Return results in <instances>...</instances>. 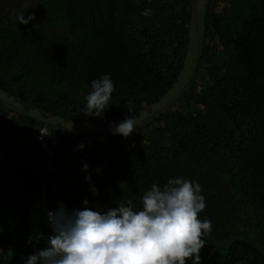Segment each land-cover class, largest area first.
Listing matches in <instances>:
<instances>
[{
    "label": "trees",
    "instance_id": "obj_1",
    "mask_svg": "<svg viewBox=\"0 0 264 264\" xmlns=\"http://www.w3.org/2000/svg\"><path fill=\"white\" fill-rule=\"evenodd\" d=\"M35 3L0 6V264H25L46 245L29 242L51 234L46 208L141 210L152 184L177 177L201 184L200 218L212 223L200 264H264V0H197L196 71L129 137L87 130L127 116L139 122L179 91L195 54L192 0ZM21 13L35 18L19 23ZM105 74L111 104L103 118L87 116L84 95ZM41 128L57 138L46 136L54 171L44 204L33 197L49 158Z\"/></svg>",
    "mask_w": 264,
    "mask_h": 264
},
{
    "label": "clouds",
    "instance_id": "obj_2",
    "mask_svg": "<svg viewBox=\"0 0 264 264\" xmlns=\"http://www.w3.org/2000/svg\"><path fill=\"white\" fill-rule=\"evenodd\" d=\"M141 15L150 17L152 10L145 9ZM34 18L26 19L24 13L17 16L23 24ZM114 91L110 75L93 80L82 112L103 118ZM137 125L129 116L110 122L112 133L123 137H129ZM88 167L85 162L82 170ZM91 190L97 193L95 187ZM141 203V210L120 205L106 212L88 207L69 212L61 204L48 212L51 234L45 237L36 232L29 238L30 243L35 241L34 247L44 239L46 245L27 256L25 264H187L188 260L200 264L204 238L212 229L210 220L200 218L206 208L201 184L181 177L168 179L163 187L154 183Z\"/></svg>",
    "mask_w": 264,
    "mask_h": 264
},
{
    "label": "rangeland",
    "instance_id": "obj_3",
    "mask_svg": "<svg viewBox=\"0 0 264 264\" xmlns=\"http://www.w3.org/2000/svg\"><path fill=\"white\" fill-rule=\"evenodd\" d=\"M0 6L7 11H19L23 8H30L34 10L36 7L35 0H0ZM194 51L192 50L185 60L184 68L181 71V75L179 77V81L175 84L173 89H176L179 85L184 84L188 75L191 72L193 63H194ZM186 78V79H185ZM89 132H109L111 131L110 124L98 123L89 125Z\"/></svg>",
    "mask_w": 264,
    "mask_h": 264
},
{
    "label": "built area",
    "instance_id": "obj_4",
    "mask_svg": "<svg viewBox=\"0 0 264 264\" xmlns=\"http://www.w3.org/2000/svg\"><path fill=\"white\" fill-rule=\"evenodd\" d=\"M46 136H49L51 138V144H54L56 139H57L54 131L47 130L46 128H41L39 130L37 140L40 142L43 149L49 153V158H48L47 164L45 165L44 174H43V178L40 182L38 193H35L33 195V197L38 198L40 203H42V204H44V201H45L48 180L51 178V173L54 171V164H53V161L51 158L52 151L48 147V144L46 141ZM49 211H50L49 209H47V208L45 209L44 218H45L47 223H49V221H48V212Z\"/></svg>",
    "mask_w": 264,
    "mask_h": 264
},
{
    "label": "water",
    "instance_id": "obj_5",
    "mask_svg": "<svg viewBox=\"0 0 264 264\" xmlns=\"http://www.w3.org/2000/svg\"><path fill=\"white\" fill-rule=\"evenodd\" d=\"M196 4H197V0H192V17H193V24H194V32H195V57H194V63L191 69L190 74L188 75L186 81L184 82V84L181 86V88L179 89V91L170 99L168 100L166 103H164L160 108L156 109L153 113L149 114L148 116H146L144 119H142L141 121L138 122L141 123L145 120H147L148 118H150L151 116L157 114L158 112H160L161 110H163L168 104L171 103L172 100H174L185 88L186 86L189 84V82L191 81L197 65H198V61H199V54H200V37H199V29H198V22H197V16H196ZM45 125L51 126V127H61V125L55 124V123H50V122H44ZM91 133H98V132H91ZM101 133V132H99ZM103 133H108V132H103Z\"/></svg>",
    "mask_w": 264,
    "mask_h": 264
}]
</instances>
